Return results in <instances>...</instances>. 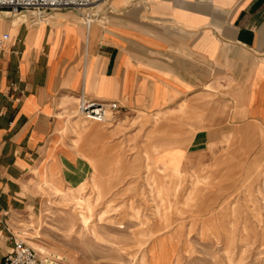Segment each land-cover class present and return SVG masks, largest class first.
<instances>
[{"label":"crops","instance_id":"1","mask_svg":"<svg viewBox=\"0 0 264 264\" xmlns=\"http://www.w3.org/2000/svg\"><path fill=\"white\" fill-rule=\"evenodd\" d=\"M106 2L92 17L79 10L0 15V35H10L0 48V264L36 173L77 185L91 173L89 159L108 163L114 148L130 146L128 134L115 138V127L77 113L81 94L116 101L121 127L215 104L227 122L210 129L203 118L187 143L170 139L181 150L174 154L182 179H224L204 169L226 156L240 164L242 148L264 140V0ZM179 130L187 129L169 127Z\"/></svg>","mask_w":264,"mask_h":264},{"label":"rangeland","instance_id":"2","mask_svg":"<svg viewBox=\"0 0 264 264\" xmlns=\"http://www.w3.org/2000/svg\"><path fill=\"white\" fill-rule=\"evenodd\" d=\"M106 1L99 0L103 3L98 8V3L90 4L81 14L92 17ZM215 106L196 104L179 115H142L125 127L117 119L95 122L101 128L115 127V138L128 134L130 145L114 148L108 163L89 159L102 175L103 196L94 198L87 173L82 196L91 197L92 203L81 211L53 186L66 191L75 186L73 181L36 173L28 188L29 203L13 217L10 236L30 245L45 264H264V140L242 148L240 164L226 156L224 164L204 169L224 179L199 181L188 174L182 179L178 172L181 155L174 153L181 150L170 139L187 143L203 118L210 129L227 122ZM171 125L187 130L170 132ZM176 176L179 185L172 197L167 191H173Z\"/></svg>","mask_w":264,"mask_h":264},{"label":"built area","instance_id":"3","mask_svg":"<svg viewBox=\"0 0 264 264\" xmlns=\"http://www.w3.org/2000/svg\"><path fill=\"white\" fill-rule=\"evenodd\" d=\"M93 0H0V12L3 10L17 15L31 11L42 16L55 10H81L89 7ZM10 40L8 33L0 35V48ZM77 111L87 120L108 123L115 119L119 110L116 101H99L88 99L82 94L77 99ZM12 247L4 255L3 264H45L37 252L27 243L11 235Z\"/></svg>","mask_w":264,"mask_h":264},{"label":"bare ground","instance_id":"4","mask_svg":"<svg viewBox=\"0 0 264 264\" xmlns=\"http://www.w3.org/2000/svg\"><path fill=\"white\" fill-rule=\"evenodd\" d=\"M99 0H93L91 4L99 3ZM103 1V0H101ZM97 5V4H96ZM2 12L10 14L9 11H1ZM94 170H93V169ZM175 173V172H174ZM91 183L93 185V188L95 190V199H99L103 196V188L104 184L102 183V175L99 174V172L95 169V167H91V173H90ZM175 180V185L173 188V191L170 190L167 191L169 195H172V197L176 196V188L179 185L178 177L173 178ZM54 188H56L57 193L61 194V198L65 201L74 202L77 209L83 211L88 209V207L91 205L92 200L91 197H83L82 193L84 191V184L82 183V180L79 181L77 185H75L73 188L68 187L67 190H63L61 187H58L57 185H53ZM162 201V200H161Z\"/></svg>","mask_w":264,"mask_h":264}]
</instances>
